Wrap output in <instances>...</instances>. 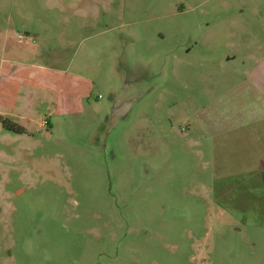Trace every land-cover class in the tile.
I'll use <instances>...</instances> for the list:
<instances>
[{"label":"rangeland","instance_id":"rangeland-1","mask_svg":"<svg viewBox=\"0 0 264 264\" xmlns=\"http://www.w3.org/2000/svg\"><path fill=\"white\" fill-rule=\"evenodd\" d=\"M263 56L264 0H0V264H264Z\"/></svg>","mask_w":264,"mask_h":264},{"label":"crops","instance_id":"crops-1","mask_svg":"<svg viewBox=\"0 0 264 264\" xmlns=\"http://www.w3.org/2000/svg\"><path fill=\"white\" fill-rule=\"evenodd\" d=\"M75 15L78 16L79 18H81L82 22L84 24V25L81 24L78 27L79 31H80V29L83 28V26L84 27H89L90 26L91 28H94V25H93L94 22H93L92 19H93V16H95L94 18H97V15L94 13V10L92 9L91 6L88 9H81V10H78V11L77 10L74 11V16ZM81 26H82V28H81ZM36 36H37L36 38H40V35L37 34ZM47 51H49V48H47ZM31 53H32V55H31L32 57L31 58L30 57H25V60L20 62L19 65L22 66V67H17L16 70H13L10 74L7 73V76H6V79H5L6 81L19 80L21 82V81L25 80V77H29L30 80H34L35 78H37V76L43 77L44 80L61 79V80L64 81L67 78V75L69 73V69L68 68L67 69H63V68L59 69V68H56V67H51V66L49 67V65H44V66L40 65L41 66L40 67L41 68L40 71H42L40 73H37V72H34L33 70L28 69V66L30 68L36 67L35 63H32V62L35 61V59L39 58V56H40L38 50L32 49ZM57 60H58L57 58L53 57V60H50V61L51 62L54 61L55 63H57L58 62ZM235 60H236V58L227 57V61L226 62H231V61H235ZM259 64H261L262 67L264 68V56L261 57V60L259 61ZM252 79H253V84L257 88V92L256 93L261 95L262 97H264V73L263 74L254 75V76H252ZM252 79H251V81H252ZM6 81H4V83L7 86H9L10 82H6ZM65 81H67V80H65ZM11 84H14V82H12ZM17 87H18V91L17 92H21V91H23L21 88L24 87V85L23 84H17ZM29 87H31V86L27 85V89H29ZM45 89L47 91L55 93V91L52 88H50V87H45ZM0 90L3 93V89H0ZM257 106L259 107V104H257ZM259 108H261L260 111L263 112L264 111V103L261 104V107H259ZM21 118L25 122L29 121L28 118L25 117V116H22ZM252 118H250V121L253 123V122H255V120H252ZM242 119L244 120V118H242ZM21 127L25 128V125H23Z\"/></svg>","mask_w":264,"mask_h":264},{"label":"built area","instance_id":"built-area-1","mask_svg":"<svg viewBox=\"0 0 264 264\" xmlns=\"http://www.w3.org/2000/svg\"><path fill=\"white\" fill-rule=\"evenodd\" d=\"M35 39H36V37H34V36H27L24 34L18 35V43L19 44L30 45L32 42H34Z\"/></svg>","mask_w":264,"mask_h":264},{"label":"trees","instance_id":"trees-1","mask_svg":"<svg viewBox=\"0 0 264 264\" xmlns=\"http://www.w3.org/2000/svg\"><path fill=\"white\" fill-rule=\"evenodd\" d=\"M8 122V120H5L4 123ZM17 134H24L23 129L21 127H18V129L16 130Z\"/></svg>","mask_w":264,"mask_h":264}]
</instances>
